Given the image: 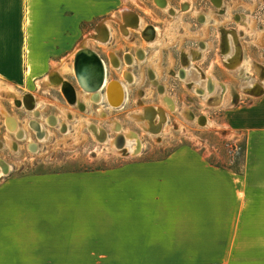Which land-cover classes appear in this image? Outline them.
I'll use <instances>...</instances> for the list:
<instances>
[{
  "label": "crops",
  "instance_id": "crops-1",
  "mask_svg": "<svg viewBox=\"0 0 264 264\" xmlns=\"http://www.w3.org/2000/svg\"><path fill=\"white\" fill-rule=\"evenodd\" d=\"M159 2L174 16L173 8L164 0ZM123 9H130L128 22L137 24V16L133 15L143 10L129 4V0H0V77L14 79L16 84L25 79L38 82L50 74L58 83L66 80L64 74H74L75 55L80 50H92L88 38L96 40L94 37L99 36L108 42L112 37L110 23L118 22L121 28ZM121 12L122 18L118 19ZM245 16L241 21L245 34L241 59L251 62L252 67L259 63L264 68L261 55L251 52L257 49V36L247 34L257 33V15L245 12ZM249 17L255 19L253 23L248 22ZM217 31L214 27L215 34ZM228 31L222 34L220 56L225 68L212 65L213 75H202L195 64L200 79L208 76V89L215 88L218 103L224 100L223 91L225 88L227 92L229 85L234 91L233 101L236 99L235 78L241 82L243 76L253 82L250 88H241L243 91L258 85L257 77L245 75L241 64L231 65V61L238 60L239 52L226 57ZM173 32L175 38L160 48L167 62L172 45L186 48L185 40L191 38L179 35L172 26L169 33ZM163 39L140 46H148L150 56H154L150 47L159 49ZM213 42L209 43L211 49L215 47ZM216 46L218 50V42ZM190 53L192 48L186 51L187 61ZM71 55V64L65 66ZM109 56L113 61L115 54L110 52ZM187 61L179 62L180 66ZM178 72L173 73L178 76ZM45 87L60 89L38 85L39 91L34 93L45 94ZM76 91L82 100L84 91ZM24 96L13 100L19 104ZM238 99L226 109L225 123L245 136L240 168L209 164L197 153H188L189 157L179 150L170 156L177 163L173 166L126 165L106 171L21 176L0 182V264H39V247L46 255L41 259L45 264H54L55 253L165 254L181 255L176 264H264V88L254 93L253 99ZM42 101L46 99L34 105ZM33 108L36 113L38 109ZM0 115V125L13 129L17 124L21 129L15 115L6 117L1 109ZM86 213L102 215L94 219L110 224L97 226L99 232L87 234ZM59 223L62 230L57 232ZM102 228L110 229V234L102 235ZM182 255L194 256L186 259Z\"/></svg>",
  "mask_w": 264,
  "mask_h": 264
},
{
  "label": "rangeland",
  "instance_id": "rangeland-1",
  "mask_svg": "<svg viewBox=\"0 0 264 264\" xmlns=\"http://www.w3.org/2000/svg\"><path fill=\"white\" fill-rule=\"evenodd\" d=\"M132 2L135 6H138L145 13H147L148 17L149 15H152L149 8L143 6L144 4L140 0H129V4L132 5ZM230 2L229 12L233 9H241L247 13L253 12L254 14H257V33L254 34V32H248L247 34L249 36H257V49L254 48L251 52H257V56L261 55L260 60L264 65V0H230ZM255 6H257V8L254 11ZM125 7L126 5H123V8ZM251 9H253V11H251ZM254 20L255 19L252 17L248 18L249 23H253ZM225 21L230 22L231 20L226 19ZM110 26L112 30V37L110 41L101 42L99 40L96 41L97 39L93 40L92 38H88L87 43L89 49L94 50L106 60V63L108 64L109 78L119 79L126 85L128 102L126 105L124 104L125 107L115 110L111 106L108 107L106 105V107L104 103H100L101 105H96L97 107H100L96 111V114H98L100 118H97L91 114V105L95 102L91 100L89 101V97L86 94L89 95L90 93L84 92L85 95H83L82 100H80L82 103H85H83L84 106L87 105L85 108H88V111L81 112L85 110L84 106L83 109L76 106L78 108V110H76L77 108L75 109L64 102H61L60 98H62V96H59L58 90L45 87L42 90V93H46V95L38 94L42 97V99H46V101L39 103L38 106L39 109H42L41 111L43 112V116L48 113L56 114L60 121H67L69 125L65 122L67 125L64 131L63 127L61 129L58 126V128L46 126L50 132L49 137L46 138V136L43 135L42 138H44L41 139L38 135L39 140H36L31 133L32 131L26 124V121L29 118H32L31 113L28 111L21 112L16 108L18 104L12 97L8 96L6 93L4 95L0 94V109L6 117H8V115H15L17 119L22 116L25 117L24 119H21V127L27 132L28 138L17 140L21 139L22 136L18 138L16 137V139L14 138L12 132L9 131L8 127V130H6L2 125H0V168H3L4 170V174L0 177V182L9 178L21 176H45L69 172L88 173L94 171H106L111 168L126 165L173 166L177 163L170 159L173 154L179 150L185 151L187 154L197 153V155L203 157L209 164L240 168L244 162L245 136L237 130L231 129L227 126L225 123V113L228 107L234 106L237 103L239 96L242 98L253 99L254 93H257L260 88H264L259 70L257 72L255 71V66L257 64V68L262 70L261 75L264 74L263 66L259 63H254V66L252 67L250 65L251 62L247 60L244 63L239 56L236 58L238 59L237 61H231L232 66L235 64H241L243 68L242 71L245 75H250L252 78L257 77L256 80L258 85L250 90L247 89L246 91H243L241 89V82L239 78H235L236 83L233 85L238 92L235 94L236 99L233 101L234 91L231 89L232 86L229 85L227 87V92L224 88V100L218 104H211L208 103L207 100L216 98L215 95H211L212 92L206 90V92H204L207 94L204 92L196 93L191 88H187L184 81L173 73V70H177L180 66L178 59H175L176 51H174V48L171 47L172 54L168 58V62L165 60L166 56H164V53L160 51L165 47V42H169L171 38H175L174 32L169 33L172 29V24L170 26L169 23L168 27L165 29L164 39L160 42L161 44L157 46L159 49L156 50L154 46L150 47L151 49H154V56H149L148 61L145 63L140 62L139 68H137L136 71L134 70L135 67L132 66L129 67L123 65L121 68L117 69L111 66L108 57L109 51L120 54L126 50V45L131 44V42L128 36L124 35L117 29V24L110 23ZM261 26L263 27L261 28ZM86 37L87 35L84 39ZM213 43L215 46L214 48L217 49V41H214ZM146 48H148V46H146ZM214 48L206 54H210L207 58L195 62V64H197L200 70L204 71L205 74L213 75L212 65H220L219 67L221 68L224 67V62L222 61V64L220 61L219 47L218 50H215ZM72 58L73 55H71L69 60L65 61L63 64H65V66L70 65ZM157 58L160 59L157 60ZM213 58H215L216 61L213 62ZM246 64L248 65L247 73ZM148 67L157 72L160 84L166 88L165 96H169L174 100L175 109L173 111L171 110L174 106L172 109L167 108V105L162 98L163 95L160 92L161 90L159 91L155 87L159 86L157 82L155 81V84L148 80V74L146 71ZM122 70L134 71L136 73L135 74L133 72L136 79L129 83L128 80L130 77H128V75H124ZM73 72L75 75L74 69ZM64 76L71 78V76L67 74H64ZM37 80L38 79L19 80V83L16 84V80L14 79L0 77V88L5 90L11 89L17 96L20 97L23 93H34L39 91L37 85L38 82H36ZM199 81H203V79H200ZM261 84L263 87H260ZM195 93L197 95H195ZM144 106H159L164 110L166 109L165 112L167 113V119L169 115L168 121L165 118V122L163 121V124L159 125L158 123L153 125L152 130L157 134L150 133L144 127L145 123L139 119L141 118V115L144 114L141 110ZM66 108L70 109L71 114L69 116L70 118L74 117L73 119L69 120L67 118ZM100 110L103 111L102 114ZM189 115H192L193 118H190ZM1 116L2 115H0V117ZM153 116L154 115L151 113L147 117L151 119ZM40 120L42 121L43 117ZM93 122L96 123V126L101 128V131H98V135L93 134L89 129L88 124H94ZM116 128L118 129L116 130ZM95 129L98 130L97 127ZM118 130L123 133L130 131L131 134H134V136L143 143V146L138 154L132 155L124 153V151L121 150V152H119L115 146L109 145L108 142L111 138L114 139V137H116V132L117 135L119 134ZM10 140L15 142L14 149L7 144ZM34 141L39 145L37 151H33V147H30V150L28 148V144L34 145ZM190 154H188L189 157ZM43 197L42 199H44ZM101 216H93L90 213H86V221H84V224L86 225L84 230L85 233L95 234V232H99L97 226L110 224L109 222H98L94 219H98V217L100 218ZM59 224L60 225L57 226V232L62 230L61 223ZM110 232V229L102 228V235H109ZM41 249L43 248L39 247V264H45L41 262V259H45L46 256L44 253L40 252ZM182 256L189 259L194 255ZM206 256L207 255H198L199 258H205ZM180 257L181 255L165 254L131 255L123 253H55L53 255V260L54 264H176V261Z\"/></svg>",
  "mask_w": 264,
  "mask_h": 264
},
{
  "label": "flooded vegetation",
  "instance_id": "flooded-vegetation-1",
  "mask_svg": "<svg viewBox=\"0 0 264 264\" xmlns=\"http://www.w3.org/2000/svg\"><path fill=\"white\" fill-rule=\"evenodd\" d=\"M144 1L145 2H143V4L149 8V10L152 12L151 13L152 15L151 16L149 15V17H148V15L144 11H141V10L136 15H133V16H137V19H138L137 28L128 27V34L126 35L130 38L131 44L126 45V50L120 54H117L116 52H113V51H109V53L112 52L115 54V57L113 56V61H112L111 57L108 56L109 62L113 68L117 69V68H121L123 65H126L129 67H131V66L135 67L134 70L136 71L137 68H139V63L140 62H142V63L147 62L149 59V56L151 54L150 50H148L147 48L139 47L141 45V43H143V42L144 43H149V42L154 43L157 39L164 38V32H165V29L168 27L169 23H170V26H171V24L173 25V27L177 30L179 35L181 34L182 36L183 35L191 36V38H186V40H185L186 41L185 42L186 48L182 49V48H179L177 45H172V47L174 48V51H176L175 59H178L179 62H182L183 60H187L186 51L188 50V48H192V56H194L195 62L200 60V59L207 58L210 54L209 55H206V54L211 51V48L209 47V43L211 41H217L218 42V44H219V55L221 56L222 55L221 54V46L223 45V39H222L223 35L222 34L227 30H229V32L233 33V35H234L233 38H235L236 44L240 48V52H239L238 56L240 57V59L242 58V56H243L242 44L245 41V34H244V28L241 27V26H243V22H241V21L245 20V17H246L245 11L241 10V9H233L232 11L229 12V7H230V3H231L230 0H164L165 4L167 3L171 8H173L174 11H176L174 16H172L167 10H165V8H163V6L159 5V3H160L159 0H144ZM239 1H245V0H239ZM126 10L129 11L130 9H126ZM130 13H132V12H130ZM118 16H119L118 19H121L122 18V12L119 13ZM153 17H155V18H153ZM226 19H230L231 21L226 22L225 21ZM142 22L145 24L142 25ZM116 24H117V29L121 32V28H120L119 23L116 22ZM214 25H216V26H214ZM186 27H188V29H186ZM214 27L217 28L218 34H215ZM99 57H100V60L102 62L104 61L106 64L107 70H106V67L103 66L105 68V69L104 68L103 69H104V72L106 74V71L108 73V64L106 63V60L103 57H101L100 55H99ZM117 61H120V64L118 67L115 66V63ZM131 62H133V63H131ZM127 63H130V64H127ZM181 67L182 66H179V68L177 70H173V71L174 72H176V71L183 72ZM126 71L128 73L134 72V71H129V70H126ZM146 71L148 74V80L151 82L150 77L156 76L155 74H157V72L150 67H148L146 69ZM123 72H124V70H122V73ZM201 73L203 75L205 72L201 71ZM170 74H172V73H170ZM67 75L71 76V78H67L64 76V78L67 80V83L69 84V85L68 84L66 85L68 96L66 97L65 94L58 88H53V89L58 90L59 96H62V98H60L61 102H64L65 104H68L69 106L75 108L72 105V103H74L76 100L74 90H78V89L83 90V88L79 85L77 78L75 77L74 74H67ZM108 77H109V74H108ZM109 79H111V81H110L111 83L109 82L108 86L111 85L112 82H115V81L117 83L113 84L114 85L113 87L116 89H120L121 86L124 85V83L121 82L119 79H115V78H109ZM155 81L159 85V86H155V87L159 91L164 90L166 92L165 86H163L159 82L158 74L155 78ZM135 82H133V83H135ZM124 92H125V95H124L125 98H124V100H122L120 102L119 105H115L114 102L109 100L110 102H108V103H110V105L114 106L113 109L117 110L119 108L120 109L124 108L125 107L124 104L125 105L127 104L128 92H127L126 85H125ZM124 92H123V94H124ZM23 94L25 95L24 99L21 101V103L19 102V104L16 106V108L18 110H20L21 112L28 111L29 113H31L32 118H29L26 121V124L28 125L29 129L32 131L31 133L33 134V136L35 137L36 140H39L35 128L30 126V123L31 124L35 123L36 129L38 127L39 128H41L42 126L44 127L43 130L40 129L41 130L40 134L45 135L46 138L49 137L50 132L46 126L57 127L56 124L58 123V121H60L58 116L56 114H53V113H48V114L43 116V112L41 111L42 109L38 108L39 104H37V105L31 104L29 101H27V98H26L28 96L27 95L28 93H23ZM44 95H46V93ZM195 95H197V94L195 93ZM167 98L170 100V103L173 104V106H174V108L171 110V111H173L175 109V102L171 97L167 96ZM96 105H101V104L100 103H92L91 114H93V116L98 118L99 116H98V114H96V111L100 107H97ZM104 105L106 106V104H104ZM34 106L38 109V110H36V113H34L33 110H29V109H32ZM44 107H42V108H44ZM116 107H118V108H116ZM66 109H68V108H66ZM76 110H78V109H76ZM85 111H88V108L87 109L85 108V110L81 111V112H85ZM191 112H192V110H191ZM66 115H67V118L69 120L74 118V117L70 118L68 112H66ZM10 117L13 118L12 116H10ZM42 117H43V120L41 121L40 119H42ZM24 118L25 117L22 116V117H19L17 119L18 124L21 128L20 131L22 134V138L17 139L16 138L17 136L12 133L14 135V138H16L17 140H22V139L27 138V132L21 127V124H22L21 119H24ZM47 120H49V121H47ZM168 120H169V115H168L167 121ZM65 122L67 123V121H65ZM36 123L38 124V127H37ZM93 123L96 124L95 122H93ZM67 124L69 125V123H67ZM4 128L6 130H8L6 125L4 126ZM63 128L64 129L66 128L65 124H64ZM115 136H117V132H116ZM119 141L122 142L123 139L121 138ZM38 146H39L38 143L35 141H34V145L28 144L29 150H30V147L31 148L33 147L34 148L33 151H35V150L37 151ZM17 150H18V145H17Z\"/></svg>",
  "mask_w": 264,
  "mask_h": 264
},
{
  "label": "bare ground",
  "instance_id": "bare-ground-1",
  "mask_svg": "<svg viewBox=\"0 0 264 264\" xmlns=\"http://www.w3.org/2000/svg\"><path fill=\"white\" fill-rule=\"evenodd\" d=\"M123 13H124L123 14L124 15V21L121 23V31H122L123 34H127L128 33V27H132V28L133 27H137V24H133L132 21L128 22V20H127L128 13H127V10L126 9H123ZM233 36H234L233 33L232 32H229V31L226 34V41H227V44H228L227 45L228 47H227L226 57L233 56V55H235V54H237L239 52V48L236 45V40H235V38H233ZM94 38L97 39V40H99V41H101V42H104V39L101 38V37H99V36H95ZM224 38H225V34H224ZM83 47H84V45H83ZM83 47H82V49H83ZM101 63H102V65L104 67H106V64H105L104 61L103 62L101 61ZM131 63H133V62H131ZM119 64H120V61H117L115 63V66L118 67ZM73 69L75 70L74 64H73ZM104 69H103V80H102L100 86L97 89H94L93 91H87L85 89H83V90H84L85 93L86 92L87 93H90L89 94V97H90L89 98V101L91 100V101H93L95 103H104L105 102L104 104H106L108 107L111 106L113 108L114 106L113 105H110V103H108V102L112 101L115 104L119 105L120 102L122 100H124V98H125V96H124L125 95V92H124L125 84L124 85L121 84L122 86L120 85L121 86L120 89H116V88L113 87L114 86L113 84H116L117 83L116 81L115 82H112V84L108 86V84L111 81V79H109L107 71H106V74H105ZM106 70H107V67H106ZM258 70H259L260 78H261V80H262V82L264 84V74L261 75L262 70L259 69V68H257V71ZM182 71L183 72H180V73L178 72V76L193 91H195L196 93L197 92L198 93H202L204 91L206 92V90H207V91L212 92L211 95H215V97L217 96V94L215 93V88L212 89V90H209L208 89V82H209L208 76H205L203 78V81H199L200 80V78H199L200 70L195 65V63H194V56H192L191 53L188 56V61L182 67ZM127 74H128V72L125 70L124 71V75H127ZM53 77L54 76L52 74L47 75L46 77H44L43 79H41V80L38 81V85L43 86L42 84H47V85H50V86H58V87H60L61 91H63L64 90V87L68 84L67 81L66 80H60L59 83H58L56 81H53L54 80ZM134 79H136V76H135V74L133 72H131L130 73V78H129L128 82L130 83ZM151 80H152L153 83H156L155 82V78H152ZM77 81H78V79H77ZM213 81L215 82V80H213ZM78 83H79V81H78ZM252 85H253V82L249 78L243 77V76L241 77V88L243 90L245 88H247V87L250 88ZM1 91H5V93L8 94V96L12 97L14 100L15 99L17 100V98H18L16 96V94L12 90H2V89H0V93H1ZM74 91H75L76 100H75L74 103H72V105H75V106H77L80 109H83V106L84 105H83L82 101H80L81 100L80 99V94H79L78 91H76V90H74ZM123 92H124V94H123ZM160 92L163 95L162 98H163L165 104L167 105V108L172 109L173 108V104H171L170 103V100L165 96V94H166L165 91L164 90L163 91L161 90ZM205 94H207V93H205ZM27 95H28L27 96V99H29V101L31 102V104H34L35 101L43 100L42 97L40 95H38L37 93H30L29 92ZM65 95L68 96L67 94H65ZM211 95H209V96H211ZM203 98H208V97H203ZM219 99H220V97L218 98V100L213 99V100H207V101H208V103H211V104H217L218 101H219ZM16 102L18 103V101H16ZM29 110H33V108L32 109H29ZM141 110L143 111L142 113H144V114H142L141 115V118H139V119H141L145 123V126L144 127L150 133H154L153 130H152V127H153L154 124H158L159 123V125H161V124H163V121L165 122V118H166V114H167L165 112L166 109L164 110L163 108H161L159 106H150V107L149 106H144V107H142ZM66 111L68 112L69 115L71 114V111L70 110H66ZM100 111H101V114H102L103 111L102 110H100ZM151 113L154 116L150 119L147 116L150 115ZM161 116H162V118H161ZM189 117L190 118H193L192 115H189ZM194 118H195V116H194ZM47 121H49V120H47ZM7 123L9 125V123H10V119L9 118H7ZM32 124H34V123H32ZM32 124H31V126L33 127ZM64 124L67 125L65 122H58L56 125L59 128L62 129V127L64 126ZM88 125H89V129L91 130V132L93 134H95V135H98V131H101V128L99 126H96L95 124L90 123ZM37 127H38V124H37ZM92 127H93L94 130L92 129ZM96 127H97L98 130L95 129ZM9 128H10V126L8 127V129ZM12 128L13 129H9L11 132H14L17 136H21V134H19L20 129H19V127H18L17 124H15L14 127H12ZM35 129H36V127H35ZM40 129L43 130L44 129L43 126L41 128L38 127L36 129V131L38 130L37 131V133H38L37 135H39V138L43 139L44 137L42 138L43 135L40 134L41 133V130ZM117 129L118 128H116V130ZM64 130L65 129L63 128V131ZM154 134H157V133H154ZM104 137H106V136H104ZM121 138L123 139L122 142L119 141ZM103 139H106V138H103ZM108 143H109L110 146H115L119 152L124 151V153L132 154V155L138 154L140 152L141 147L143 146V143L140 140H138L134 136V134H131L130 131H127L125 133L119 131V134L116 137H114V139L111 138V140ZM7 144L10 147H12L13 149L15 148V142L13 140L8 141ZM3 174H4L3 168H0V177Z\"/></svg>",
  "mask_w": 264,
  "mask_h": 264
},
{
  "label": "water",
  "instance_id": "water-1",
  "mask_svg": "<svg viewBox=\"0 0 264 264\" xmlns=\"http://www.w3.org/2000/svg\"><path fill=\"white\" fill-rule=\"evenodd\" d=\"M74 68L76 77L83 89L93 91L100 86L103 80V65L95 51L80 50L74 57ZM63 93L67 94L66 86Z\"/></svg>",
  "mask_w": 264,
  "mask_h": 264
}]
</instances>
